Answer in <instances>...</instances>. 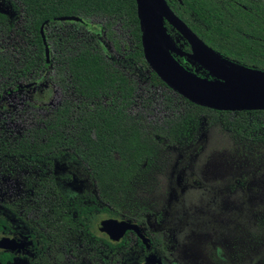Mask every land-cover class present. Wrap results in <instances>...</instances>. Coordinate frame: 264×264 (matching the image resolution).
I'll list each match as a JSON object with an SVG mask.
<instances>
[{
    "label": "trees",
    "instance_id": "1",
    "mask_svg": "<svg viewBox=\"0 0 264 264\" xmlns=\"http://www.w3.org/2000/svg\"><path fill=\"white\" fill-rule=\"evenodd\" d=\"M165 1L220 56L264 71V0ZM5 2L9 9L0 10V89L29 73L34 78L40 74L46 61L40 34L44 23L56 66L52 79L66 97L20 132L0 117V178L20 170L26 188L24 195L0 205L27 225L34 246L30 256L18 259L0 249V264H124L123 256L132 249L140 264H160L158 255L153 256L158 250L168 256L167 232L153 228L149 219L154 210L140 200V193L152 187L147 177L152 167L170 149L194 145L214 125L241 139L263 142L264 110H215L173 92L144 59L135 0ZM63 15L82 20L57 19ZM91 17L103 20L106 38L122 58L107 56L98 27L87 22ZM163 23L172 41L190 51L183 35L167 19ZM172 54L194 70L192 60ZM119 63L125 67H117ZM134 69L145 71L144 78ZM197 73L207 76L203 68ZM58 159H76L88 175V180L80 178L72 195L58 186ZM3 208L0 234L7 235L12 222ZM102 217L144 225L152 234V248L146 250L137 238L132 244L128 233L110 241L96 228ZM155 218L159 220L157 212Z\"/></svg>",
    "mask_w": 264,
    "mask_h": 264
},
{
    "label": "rangeland",
    "instance_id": "2",
    "mask_svg": "<svg viewBox=\"0 0 264 264\" xmlns=\"http://www.w3.org/2000/svg\"><path fill=\"white\" fill-rule=\"evenodd\" d=\"M8 9V3L0 0V10ZM87 22L100 29L107 55L122 58L103 38V20L91 17ZM116 31L122 34L119 27ZM121 43L127 47L126 35ZM51 65L49 59L37 87H22L29 81L24 79L0 92V116L15 131L34 126L38 109L33 105L59 103L60 94L47 77ZM192 65L201 70L196 62ZM134 72L145 76V71ZM161 158L147 176L152 187L140 193V200L154 210L150 223L155 229L167 232L172 260L163 258L162 264H264V141L244 140L214 125L202 131L194 145L170 149ZM68 166L80 169L76 164ZM64 167L60 162L59 174L67 172ZM58 186L72 195L75 184L60 180ZM18 190L22 188L14 177L0 178V203L13 200ZM124 264H137V258L126 254Z\"/></svg>",
    "mask_w": 264,
    "mask_h": 264
},
{
    "label": "water",
    "instance_id": "3",
    "mask_svg": "<svg viewBox=\"0 0 264 264\" xmlns=\"http://www.w3.org/2000/svg\"><path fill=\"white\" fill-rule=\"evenodd\" d=\"M161 1L164 3L162 8H160ZM135 3L144 59L150 70L155 72L173 92L194 104L215 110H264V76L247 82L237 81L228 83L221 78L211 75L208 70V64L205 61L191 57V44L195 38H199L171 10L165 0H135ZM164 18L183 35L190 46V51L186 52L182 50L172 41L165 29ZM57 19L60 21L82 20L75 15H63L57 17ZM40 34L44 45L45 60L48 62L50 50L44 34V23L40 26ZM163 35H166L172 46H168L165 43ZM200 41L212 52L220 56L202 40ZM172 53L186 56L188 59L196 62L207 71V76H202L197 71L186 68ZM224 59L233 64L264 73L263 70L244 66L227 58ZM97 227L99 231L105 232L114 240H119L127 230H132L147 247L150 244L149 238L141 233L137 224L124 219L104 218L97 224ZM24 244V242H19L14 237H0V249L14 250L23 247Z\"/></svg>",
    "mask_w": 264,
    "mask_h": 264
},
{
    "label": "flooded vegetation",
    "instance_id": "4",
    "mask_svg": "<svg viewBox=\"0 0 264 264\" xmlns=\"http://www.w3.org/2000/svg\"><path fill=\"white\" fill-rule=\"evenodd\" d=\"M88 24H90V23H88ZM103 27H104V25H103ZM104 29V31H105V28H103ZM99 28H98V31H97V33H99ZM104 38H106V35H105V32H104ZM48 44H49V50L52 48V46H51V43H49L48 42ZM122 48H124V47H122ZM51 51V50H50ZM49 51V59L51 60V63H52V71H49V73L47 74V77L49 78V77H51V80H52V85L55 87V88H57V90H58V93L60 94V100H59V103H61L62 102V100L64 99V97H66V92L65 91H63V89L57 84V83H55L54 81H53V76L56 74V66H55V62L53 61V57L51 56V52ZM119 53H117V55H118ZM107 56H109V55H107ZM122 57V56H121ZM45 63L46 64H48V62L47 61H45ZM45 63H44V65H45ZM51 66H50V68H51ZM117 67H125V65L124 64H122V63H119V64H117L116 65ZM45 70H44V66H43V68H42V70H41V72H40V74L36 77V78H34L33 77V73H29L27 76H25V77H23V78H21V79H19V80H16V81H14V82H12L11 84H9V85H7V87H5V88H1L0 89V92L1 91H3V90H5V89H9V88H12L13 87V85H14V83H18V82H22L24 79H26V80H29L28 82H26V83H24L23 85H22V87H24V88H28V87H33V88H35V87H37L38 86V80L41 78V76L43 75V72H44ZM1 84H3V82L2 81H0V86H1ZM7 84V83H6ZM58 103V104H59ZM57 104V105H58ZM56 105V106H57ZM56 106H54V107H48V106H39V105H33V107L34 108H37L38 109V111H37V114H35L34 115V117H35V120H34V123L33 124H35L36 123V119L39 117V115L41 114V111L40 110H43V112L45 113V111H47L48 109H53V108H55ZM44 113H43V115H44ZM0 117H4V116H0ZM33 117V118H34ZM6 118V117H5ZM7 119V118H6ZM29 128H31V127H29ZM24 130V129H23ZM22 131V130H21ZM60 162H62L63 164H66V167H64V168H67L68 170H67V172L66 173H64V174H59L58 173V168H59V163ZM73 164H76V165H78V167H80V169L79 168H75V169H71L68 165H73ZM55 172L57 173V175L59 176V178L57 179V183H58V181H62V182H64V183H73V184H77L78 183V181H80V178H82V177H85L87 180H88V175L86 174V172L83 170V168H82V165H81V163L79 162V161H77L76 159H73V160H71V161H66V160H64V159H58V160H56V163H55ZM70 175V176H69ZM22 176H23V172H21L20 170H16V172L14 173V175H12L11 177H14V179L17 181V183L19 182V184H20V187L22 188V191H19L18 190V192H17V194H16V196H15V198L14 199H17L19 196H21V195H24L25 194V190H26V188L24 187V185H23V183L21 182V179H22ZM75 186L72 188V192L73 193H75ZM12 201V200H11ZM15 204H16V202H15ZM0 208H3L1 205H0ZM3 210L5 211V213H7V215L10 217V219H11V230H10V232H9V234H0V237H2V236H9V237H14L16 240H18L19 242H24L25 244H24V246L23 247H21V248H16V249H14V250H5V251H10V252H12L15 256H16V258L18 259V258H22V256H24V255H28V256H30L31 254H32V251H33V249H34V246H33V243H32V240H33V237H32V234L30 233V231H29V229H28V227H27V225L21 220V219H19L14 213H11V212H9V211H7L6 210V208H3ZM104 218H116V217H102L101 219H99L97 222H96V228H97V230H98V232L100 233V234H102V235H104V236H106L110 241H112V242H117V241H119L126 233H128L131 237H132V241H131V243L132 244H134V240H136V238L137 239H139L140 240V242L142 243V245L144 246V248L146 249V250H150L151 248H152V246H153V242H154V240H153V237H152V234L150 233V232H146V227L144 226V225H142V224H138L137 222H135L134 220H130V219H127V218H116V219H119V220H121V219H124V220H127V221H130V222H132V223H135V224H137L138 226H139V228H140V230H141V233L142 234H144L146 237H148L149 238V240H150V244H149V246L147 247L146 245H145V243H143V241L141 240V238H139L138 237V235L134 232V231H132V230H127L124 234H123V236L119 239V240H114V239H112V238H110L105 232H101V231H99V229H98V227H97V224L102 220V219H104ZM159 219V218H158ZM155 220H156V218H155ZM156 221H159V220H156ZM149 222H150V219H149ZM152 226H153V228H155V226L153 225V223H150ZM157 230V229H156ZM157 231H159V230H157ZM161 232H165V231H161ZM136 236V237H133V236ZM166 238H165V240H166V247H167V250H168V256L170 257H168V256H166V255H164L163 253H161L159 250H158V253L157 254H154V256H153V260L154 259H156V257H157V255H158V259H159V263L160 264H162L163 262H162V259L163 258H165V259H167L168 261H171L172 260V257L170 256V250H169V241H168V239H167V235L165 236ZM2 250H4V249H2ZM134 252H137L136 250H131L129 253H127V254H133L134 256H135V253ZM138 253V252H137ZM125 256V255H124ZM124 256H123V258H124ZM136 258H137V264H140L139 263V256H135ZM15 263L16 264H18V263H20V261H18V260H16L15 261Z\"/></svg>",
    "mask_w": 264,
    "mask_h": 264
},
{
    "label": "bare ground",
    "instance_id": "5",
    "mask_svg": "<svg viewBox=\"0 0 264 264\" xmlns=\"http://www.w3.org/2000/svg\"><path fill=\"white\" fill-rule=\"evenodd\" d=\"M164 6L161 1L160 8ZM164 36L165 43L172 46L166 35ZM191 57L205 61L208 64V70L211 75L221 78L228 83L232 82H247L254 78L264 76L263 72L256 71L250 68L233 64L224 58L216 55L207 48L199 39H194L191 44Z\"/></svg>",
    "mask_w": 264,
    "mask_h": 264
}]
</instances>
